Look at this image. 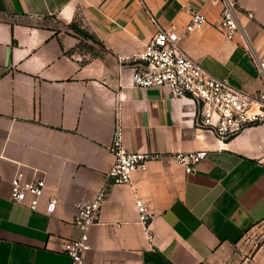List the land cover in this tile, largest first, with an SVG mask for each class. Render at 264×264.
Masks as SVG:
<instances>
[{
  "label": "crops",
  "instance_id": "1",
  "mask_svg": "<svg viewBox=\"0 0 264 264\" xmlns=\"http://www.w3.org/2000/svg\"><path fill=\"white\" fill-rule=\"evenodd\" d=\"M237 1L247 36L229 39L223 5L212 0H0V264L70 263L64 240L79 235V205L104 186L117 139L163 155L131 182L107 186L86 264L262 260L264 122L221 140L197 126L191 98L132 82L136 54L174 25L182 49L211 74L263 88L255 55L264 60V0ZM186 6L206 14L201 29L185 31ZM202 148L208 156L189 173L172 157ZM16 175L46 179L37 209L11 199ZM53 194L58 205L48 213ZM137 196L154 213L152 239Z\"/></svg>",
  "mask_w": 264,
  "mask_h": 264
},
{
  "label": "built area",
  "instance_id": "2",
  "mask_svg": "<svg viewBox=\"0 0 264 264\" xmlns=\"http://www.w3.org/2000/svg\"><path fill=\"white\" fill-rule=\"evenodd\" d=\"M221 3L222 20L220 29L229 39L238 33L247 36L241 21V9L237 0H212ZM191 18L185 31L201 29L207 22V16L201 9L186 6ZM252 15V11H247ZM184 33L176 30L174 25L160 28L148 41L146 46L136 54L132 82L141 88L168 87L172 97H189L197 105L196 120L200 129L207 130L219 139L225 140L244 129L264 122V87L257 91H245L232 84L227 77H218L207 71L198 61L188 55L181 46ZM255 55V54H254ZM256 62L264 73V60L257 55ZM114 161L106 172L104 186L96 196L79 205L74 224L80 233L75 238L64 240L63 251L70 257L69 264H86V252L90 248V226L100 219L103 200L107 186L129 183L137 170L145 171L149 162L162 157L160 151H141L126 149L119 139L114 142ZM208 149L180 150L172 157L186 172H192L208 156ZM11 199L26 203L37 209L41 197L45 194L47 181L44 177L25 179L22 175L12 178ZM58 197H48L46 211L53 213L58 205ZM138 219L146 226L148 236L152 239L151 221L154 213L150 204L141 196L136 197ZM259 247L264 248V230ZM257 264H264L262 260Z\"/></svg>",
  "mask_w": 264,
  "mask_h": 264
},
{
  "label": "rangeland",
  "instance_id": "3",
  "mask_svg": "<svg viewBox=\"0 0 264 264\" xmlns=\"http://www.w3.org/2000/svg\"><path fill=\"white\" fill-rule=\"evenodd\" d=\"M81 37H82V40L80 41V46H81V48L83 49V48H88V46H89V41H88V36L86 35V34H84L83 32H81ZM100 45V44H99ZM98 44H97V46H96V48H98V49H101L100 48V46H99ZM262 226V225H261ZM260 226V227H261ZM263 226H264V223H263ZM257 231H258V229H257Z\"/></svg>",
  "mask_w": 264,
  "mask_h": 264
},
{
  "label": "trees",
  "instance_id": "4",
  "mask_svg": "<svg viewBox=\"0 0 264 264\" xmlns=\"http://www.w3.org/2000/svg\"><path fill=\"white\" fill-rule=\"evenodd\" d=\"M74 27H75L77 30H79L80 32H84L83 29H80L79 27H77L76 24H74ZM87 34H88V33H87Z\"/></svg>",
  "mask_w": 264,
  "mask_h": 264
}]
</instances>
